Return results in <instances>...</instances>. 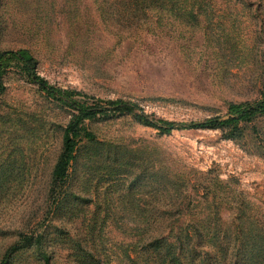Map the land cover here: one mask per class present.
Segmentation results:
<instances>
[{
  "label": "rangeland",
  "instance_id": "obj_1",
  "mask_svg": "<svg viewBox=\"0 0 264 264\" xmlns=\"http://www.w3.org/2000/svg\"><path fill=\"white\" fill-rule=\"evenodd\" d=\"M19 49L54 86L154 120L226 118L264 93V0H0V52ZM2 70L0 264H264V113L240 130L85 120L52 192L74 111L16 58Z\"/></svg>",
  "mask_w": 264,
  "mask_h": 264
},
{
  "label": "trees",
  "instance_id": "obj_2",
  "mask_svg": "<svg viewBox=\"0 0 264 264\" xmlns=\"http://www.w3.org/2000/svg\"><path fill=\"white\" fill-rule=\"evenodd\" d=\"M137 2V0H133ZM151 3L154 0H150ZM54 3V2H52ZM151 5V4H150ZM135 5L130 10L138 11L140 9H147L146 6ZM151 7V6H148ZM64 11L60 10V15L64 16ZM54 19L59 18L57 16ZM68 29L74 33L76 24L73 18L67 19ZM75 24V25H74ZM8 57L16 58L22 65L29 79L38 84V86L46 92L48 96L59 101L62 105L71 108L74 111L71 119L65 126L62 134V146L57 159L54 163L51 179L50 190L55 191L60 184H64L68 175V167L71 160L74 158L77 143L82 136L81 124L85 120L94 119L100 116H109L112 114L135 113L136 117L146 125L153 126L162 132H169L173 129L190 128V129H203L213 128L226 124H232L234 130H240L239 122L251 121V118L259 113H264V93L260 99L253 102H241L229 105L230 114L226 118L220 115L205 117L198 120H190L177 122L172 120L150 118L144 112L141 106L130 99H102L89 96L82 91L60 88L51 84L47 79L39 75L36 71L37 59L28 49L19 50H3L0 52V94L4 91L5 85L3 81L2 61ZM91 137L90 133L84 134ZM45 264H50L49 257H44Z\"/></svg>",
  "mask_w": 264,
  "mask_h": 264
}]
</instances>
